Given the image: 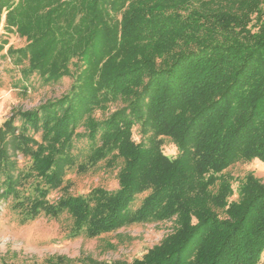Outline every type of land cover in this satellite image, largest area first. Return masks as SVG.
Instances as JSON below:
<instances>
[{
  "label": "trees",
  "instance_id": "obj_1",
  "mask_svg": "<svg viewBox=\"0 0 264 264\" xmlns=\"http://www.w3.org/2000/svg\"><path fill=\"white\" fill-rule=\"evenodd\" d=\"M3 18L27 41L12 50L26 76L72 79L0 127L7 194L19 179L12 155L22 152L40 179L29 212H68L75 235L175 220L158 245L122 264H261L264 183L249 173L232 200L227 170L264 163V0H0ZM78 137L89 141L81 168L118 167L119 188L52 204Z\"/></svg>",
  "mask_w": 264,
  "mask_h": 264
},
{
  "label": "rangeland",
  "instance_id": "obj_2",
  "mask_svg": "<svg viewBox=\"0 0 264 264\" xmlns=\"http://www.w3.org/2000/svg\"><path fill=\"white\" fill-rule=\"evenodd\" d=\"M27 41L17 32L6 31L4 18L0 25V127L17 110H32L66 92L72 83L64 78L55 84L44 83L36 73L26 76L27 65L17 64L18 55L12 50L25 47ZM99 116V115H98ZM18 125L21 121H18ZM40 140V134H37ZM140 137L136 135L138 140ZM89 141L78 137L72 150L73 164L66 167L63 184L46 197L55 204L67 194L88 196L97 188L115 191L119 188L118 167L110 168L105 162L96 166H81L87 162ZM164 152L174 158L177 146L166 139ZM16 166L12 173L19 179L15 192L7 194L0 183V264H122L141 258L158 245L176 228L175 220L139 223L123 226L116 231L97 237L75 235L73 220L68 212L52 216L42 211L33 216L30 198L38 197V179L31 175L32 160L22 152L12 155ZM228 174L233 178L235 191L232 200L238 199L239 185L249 173H254L264 183V163L259 160L232 165ZM1 181L5 180L1 176ZM143 196L137 199V207ZM264 264V254L261 260Z\"/></svg>",
  "mask_w": 264,
  "mask_h": 264
}]
</instances>
